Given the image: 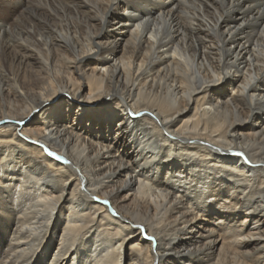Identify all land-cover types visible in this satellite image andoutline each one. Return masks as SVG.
I'll return each mask as SVG.
<instances>
[{
    "label": "bare ground",
    "instance_id": "1",
    "mask_svg": "<svg viewBox=\"0 0 264 264\" xmlns=\"http://www.w3.org/2000/svg\"><path fill=\"white\" fill-rule=\"evenodd\" d=\"M0 264H264V0H0Z\"/></svg>",
    "mask_w": 264,
    "mask_h": 264
}]
</instances>
